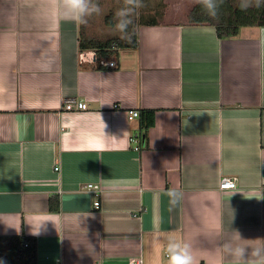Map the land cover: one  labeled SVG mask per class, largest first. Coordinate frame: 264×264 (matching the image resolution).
<instances>
[{"label":"crops","instance_id":"0c3cea01","mask_svg":"<svg viewBox=\"0 0 264 264\" xmlns=\"http://www.w3.org/2000/svg\"><path fill=\"white\" fill-rule=\"evenodd\" d=\"M195 5L172 0V21L139 25L137 46L98 70L48 0H0V237L33 238L37 264H167L153 239L170 235L197 264H230L220 246L235 231L264 239V27L219 39L188 24ZM223 177L236 187L219 190ZM170 188L184 193L171 211Z\"/></svg>","mask_w":264,"mask_h":264},{"label":"trees","instance_id":"16d2710c","mask_svg":"<svg viewBox=\"0 0 264 264\" xmlns=\"http://www.w3.org/2000/svg\"><path fill=\"white\" fill-rule=\"evenodd\" d=\"M239 0H224L219 9V15L213 19L207 15L202 6L196 4L187 16L190 25H208L215 28L219 39H228L238 35L242 26L264 27V6L260 8L250 7L246 11L240 9ZM161 12H155V16L148 20L132 18L133 23L129 26L128 33L131 42L120 39V36H113L105 40H94L84 33V26L80 24L78 36V48L80 52L93 51L96 64L94 68L101 70L104 66L99 61L110 57L119 50L134 49L137 46V27L139 25H157L162 22ZM141 17V16H140ZM115 15L108 14L105 23L113 26ZM154 111L145 110L140 114V124L144 132L153 125ZM50 210L58 211V199H50ZM0 253L6 256L2 264H37L36 262V243L33 238L21 236L0 237Z\"/></svg>","mask_w":264,"mask_h":264},{"label":"clouds","instance_id":"9594fccd","mask_svg":"<svg viewBox=\"0 0 264 264\" xmlns=\"http://www.w3.org/2000/svg\"><path fill=\"white\" fill-rule=\"evenodd\" d=\"M194 3L201 5L207 15L215 19L224 0H194ZM48 4L59 18L79 24H86L89 17L99 15L102 11L96 0H48ZM143 6V0H123V7L115 13V31L120 33V39L131 42L128 29L133 23L132 16ZM238 6L243 11L250 7L260 8L264 6V0H239ZM209 31L214 33L215 28L210 27ZM166 195L169 197L171 211L183 200L184 193L176 188H170ZM235 234L233 239L220 246L222 254L230 258V264H264V239H255L254 241H257L255 244H241L237 241L245 239L238 231H235ZM153 245L163 249L167 256V264H197L191 244L177 236L170 235L163 241L158 236L154 237ZM129 264H143V260L133 257Z\"/></svg>","mask_w":264,"mask_h":264},{"label":"rangeland","instance_id":"374dc122","mask_svg":"<svg viewBox=\"0 0 264 264\" xmlns=\"http://www.w3.org/2000/svg\"><path fill=\"white\" fill-rule=\"evenodd\" d=\"M172 0H143L144 6L136 10L135 14L132 18H141L148 20L150 17L155 16V12H161L162 14V22L164 21H172L171 18H164V15H169V8L171 6ZM176 1V0H173ZM179 1V0H178ZM101 8V14L93 15L92 17L88 18V22L83 24L84 26V33L94 40L100 41L105 40L107 38L113 36H120V33L115 31V24H116V17L115 21L113 22V26H108L105 23V17L113 13L115 15L116 11L123 7V0H96ZM141 16V17H140ZM175 20H181L176 19Z\"/></svg>","mask_w":264,"mask_h":264},{"label":"built area","instance_id":"2783aa9c","mask_svg":"<svg viewBox=\"0 0 264 264\" xmlns=\"http://www.w3.org/2000/svg\"><path fill=\"white\" fill-rule=\"evenodd\" d=\"M81 60L84 61H95V56L93 52H82L80 54ZM100 65L104 67L114 68L116 64L114 61H99ZM63 109L65 111H85L87 110V104L81 100H77L76 98H67L64 100ZM126 118L128 122H132L139 118L138 110H128L126 112ZM130 144L134 148V150H139L141 143H140V130L133 132L130 136ZM236 187L235 178L232 177H223L219 183V190H232ZM84 189L90 192L94 196L93 206L96 210L100 208V201H99V193L100 190L97 185L94 184H86ZM140 259V258H137Z\"/></svg>","mask_w":264,"mask_h":264},{"label":"water","instance_id":"95a60500","mask_svg":"<svg viewBox=\"0 0 264 264\" xmlns=\"http://www.w3.org/2000/svg\"><path fill=\"white\" fill-rule=\"evenodd\" d=\"M5 259H6V256L4 254L0 253V260L4 261Z\"/></svg>","mask_w":264,"mask_h":264}]
</instances>
